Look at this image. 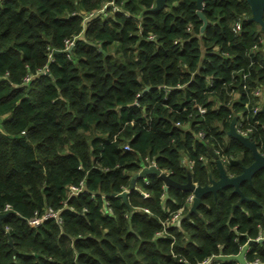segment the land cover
<instances>
[{"label":"trees","instance_id":"16d2710c","mask_svg":"<svg viewBox=\"0 0 264 264\" xmlns=\"http://www.w3.org/2000/svg\"><path fill=\"white\" fill-rule=\"evenodd\" d=\"M197 1L0 0V264H264V168L189 215L158 175L118 196L146 156L179 183L219 180L216 150L241 174L234 115L264 150V27L247 0H203L201 32ZM49 208L62 222L29 223Z\"/></svg>","mask_w":264,"mask_h":264},{"label":"water","instance_id":"95a60500","mask_svg":"<svg viewBox=\"0 0 264 264\" xmlns=\"http://www.w3.org/2000/svg\"><path fill=\"white\" fill-rule=\"evenodd\" d=\"M165 0H157L158 7H162L163 3ZM252 8V19L259 21L264 27V20H263V14H264V0H247ZM198 14L200 18L203 20V25L201 27V32H203L208 25V20L205 16V14L202 11L203 8V0H198ZM72 47L69 48V51H71ZM150 90V86H147L145 88V91ZM264 99V98H263ZM235 123H236V116L233 117L230 127L228 130V135H231L232 137L236 138L240 142H242L246 147H248L253 154L254 161L251 165L247 166L244 168L243 172L239 175L236 176H230L227 174L224 165L220 159L217 158V154L215 151H212V154L214 157L217 158L219 170H220V179L219 180H214L212 179L211 184L208 185H200L198 183H194L191 177L189 176V179L186 183H179L175 181L170 175H167L166 173H163L159 168L155 166H150V167H144L141 171L136 172L129 183V189H134L136 188L137 181L139 179H143L148 177L149 175H158L162 177V179L165 182V195L168 197L169 196V188L174 187L182 190H187L191 191L194 193V198L192 205L190 206L188 215L192 212H196L200 204L202 203V197L208 192H214L216 193L219 189H222L226 186H233L237 192L242 194V198H244V195L240 189V184L244 180L251 179L253 174L261 169L264 168V155L258 150L257 145L255 144L254 141L250 140L249 137L243 136L240 133L236 131L235 128ZM128 191H123L118 194L119 197H121L125 203H128ZM239 204V203H238ZM5 216V214L0 213V220ZM254 240H249V244H251ZM10 244L13 246V240L10 237ZM14 252L16 253L17 250L14 249ZM240 261L242 264H250L247 263L243 257V254L239 256Z\"/></svg>","mask_w":264,"mask_h":264},{"label":"built area","instance_id":"2783aa9c","mask_svg":"<svg viewBox=\"0 0 264 264\" xmlns=\"http://www.w3.org/2000/svg\"><path fill=\"white\" fill-rule=\"evenodd\" d=\"M114 8H116V6H114ZM66 42H67V47H69V46L72 47V46H73V41H69V40H67ZM70 47H69V48H70ZM165 89L168 90L169 88L166 87ZM232 93H234V92H232ZM140 95H141V94L138 93V94H137V97H139ZM253 97L259 101V103H257L256 105L253 106L254 112H257V111H259V110L261 109V104H262L261 99L264 98V96H263V88H262L261 85H258V86L255 87V89H254V91H253ZM263 100H264V99H263ZM260 101H261V102H260ZM135 104H136V105H139V103L137 102V100L135 101ZM198 109H199L200 114H205V113H206V107L199 106ZM234 116H236V123H235L236 131H237L238 133H240L241 135L250 138V133H251V131H252V126H250L249 124H247L243 117L239 119V117H238L237 115H234ZM177 125H181V122L178 121V122H177ZM204 135H205L204 132H203V131H200L198 136L202 138ZM250 140H251V139H250ZM126 148H128V147L126 146ZM257 148H258V147H257ZM258 150L264 155V150H263V151L260 150V149H258ZM215 153L217 154V158L220 159V160L222 161V163H223L224 166H225L224 163H228V162L231 160L230 156H228V155H226V154H221V156H219V153H220L219 150H216ZM201 158H203V156H201ZM181 163H182L184 166L188 167V169H189L190 171L193 170V168H194V161L192 160V158H190V157H189L188 155H186V154H185V155H182V157H181ZM150 166H155V167L159 168L163 173H166L167 175H170V173H169L168 171H166V170H164V169H161V168L158 166V164H157V162L155 161V159H153V158H151V157H149V156H146V157L144 158V160H143V162H142V166H141V168H140L138 171H141L144 167H150ZM138 171H137V172H138ZM143 179H145V182L148 183L147 177H146V178H143ZM194 183H196V182H194ZM82 186H83V181L80 182V185H79V186H77V185H71V186H70V193H71V194H78V193L81 191ZM136 187H138L137 184H136ZM123 191H128V192H130L129 186H128V187H125V188L123 189ZM123 191H121V192H123ZM121 192H120V193H121ZM141 192H142V194H143L145 197H147V196L149 195L148 192H146V191H141ZM193 198H194V193L191 192V194H190V195L187 197V199H186V205H187V206L190 207V206L192 205ZM9 208H10V206H9V205H6V210L9 209ZM108 209H112V208L109 206V204H108ZM184 209H185L184 207H181V208H179L176 212H174V213L171 215V217H170L171 222H177V221L183 216ZM146 210H148V209H146ZM49 217H55V218L57 217L58 222H62V218H61V217H58V212L55 211V210L52 209V208H49L43 216H41V217H40V216L33 217V218H31V219L29 220V223H30L31 225H33V226H37V225H39V224H40L45 218H49ZM160 233H161V232H159V234H160ZM263 239H264V235H262V234H260V235L256 238L257 241H260V240H263ZM209 261H210V260H206V261H203V262H201V263H199V264H208ZM253 264H257V262H254Z\"/></svg>","mask_w":264,"mask_h":264}]
</instances>
